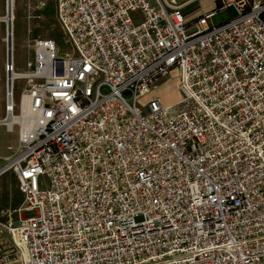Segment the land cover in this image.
<instances>
[{"label":"built area","instance_id":"built-area-1","mask_svg":"<svg viewBox=\"0 0 264 264\" xmlns=\"http://www.w3.org/2000/svg\"><path fill=\"white\" fill-rule=\"evenodd\" d=\"M55 2L73 53L4 65L19 264H264V0Z\"/></svg>","mask_w":264,"mask_h":264},{"label":"rangeland","instance_id":"rangeland-1","mask_svg":"<svg viewBox=\"0 0 264 264\" xmlns=\"http://www.w3.org/2000/svg\"><path fill=\"white\" fill-rule=\"evenodd\" d=\"M177 3H187L184 12L188 18L197 17L200 14L215 8V0H175ZM15 47L14 62L17 72L29 70L28 61L34 58L32 43L35 38H51L59 49L61 55L72 54L74 49L67 35L61 28L56 17L55 0H15ZM6 13V0H0V15ZM139 11L132 16L137 19ZM235 15L232 7L216 12L213 22L219 24ZM6 24L0 21V119L4 116L5 106V77L4 65L7 57ZM23 79L15 80V99L19 100L20 91L24 85ZM166 88L164 93L162 88ZM159 94L166 103L179 100V92L176 89L175 81L167 78L160 85ZM163 90V89H162ZM18 142V132H9L0 124V165L5 157L11 154ZM6 176V182L0 184V264H19L23 259L21 247L23 243L15 237L13 231L17 227V209L23 201V195L19 189V181L13 172H7L0 177ZM5 253L12 254L9 261L1 262Z\"/></svg>","mask_w":264,"mask_h":264},{"label":"bare ground","instance_id":"bare-ground-1","mask_svg":"<svg viewBox=\"0 0 264 264\" xmlns=\"http://www.w3.org/2000/svg\"><path fill=\"white\" fill-rule=\"evenodd\" d=\"M15 0H6V13L4 15H0V21H4L6 24V30H8V33L6 32V38L3 37V39L6 40V42L9 41L11 52L14 55V47H15V21H16V11H15ZM11 31V32H9ZM60 54V53H59ZM61 55V54H60ZM17 74H25L26 72H17ZM161 89V88H160ZM163 90H161L162 92ZM12 124L9 123V127ZM10 132V131H9ZM15 231V230H14ZM26 248H25V258H26Z\"/></svg>","mask_w":264,"mask_h":264},{"label":"crops","instance_id":"crops-1","mask_svg":"<svg viewBox=\"0 0 264 264\" xmlns=\"http://www.w3.org/2000/svg\"><path fill=\"white\" fill-rule=\"evenodd\" d=\"M191 1V0H190ZM215 2V1H214ZM208 12V11H207ZM199 16V15H198ZM194 18V17H193ZM163 89V91H162V93H164L165 92V90L167 89V87L165 88H162ZM161 89V90H162ZM11 172V171H10ZM7 173V172H6ZM5 174V173H4ZM3 175V174H2ZM1 175V176H2ZM0 176V177H1ZM6 179H7V177L6 176H4L1 180H0V184H3V183H5L6 182ZM18 179V178H17ZM20 206V205H19ZM16 237V236H15ZM21 251H22V254H23V256H25V245L23 244V247H21Z\"/></svg>","mask_w":264,"mask_h":264},{"label":"water","instance_id":"water-1","mask_svg":"<svg viewBox=\"0 0 264 264\" xmlns=\"http://www.w3.org/2000/svg\"><path fill=\"white\" fill-rule=\"evenodd\" d=\"M9 32H11V31H9ZM7 33H8V30H7ZM7 51H8V59L10 60L11 56H12V52H11V47H10L9 41L7 42Z\"/></svg>","mask_w":264,"mask_h":264}]
</instances>
